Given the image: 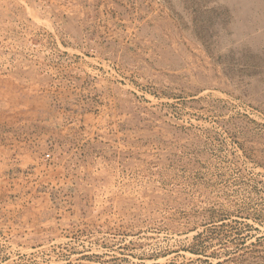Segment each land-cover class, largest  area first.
I'll use <instances>...</instances> for the list:
<instances>
[{"label": "rangeland", "instance_id": "obj_1", "mask_svg": "<svg viewBox=\"0 0 264 264\" xmlns=\"http://www.w3.org/2000/svg\"><path fill=\"white\" fill-rule=\"evenodd\" d=\"M235 231L264 236V0H0V264H216Z\"/></svg>", "mask_w": 264, "mask_h": 264}, {"label": "trees", "instance_id": "obj_2", "mask_svg": "<svg viewBox=\"0 0 264 264\" xmlns=\"http://www.w3.org/2000/svg\"><path fill=\"white\" fill-rule=\"evenodd\" d=\"M208 232V231H203V232H199L197 235L194 236L195 239H200L202 237H204V234ZM209 233H207V235L209 236L208 238H216L219 239L221 236H228L227 234L224 233V231H222V229L217 230L215 228H211L209 230ZM220 236V237H219ZM238 237L240 242H237L234 250H232L233 252H231L233 254L230 255L231 253H227L228 257L223 259V260H218L216 262V264H223L226 262H234L235 264H264V253H262L261 251H258L257 248L259 247V245L261 244V241L264 240V236L262 237H258L256 241H251L250 243H248V238L249 235H243L241 232L235 231L234 232V237ZM191 252L198 254V252H203L202 254H206L205 251H201L200 249H191ZM213 255H211L212 257L216 258V253L213 252L211 253Z\"/></svg>", "mask_w": 264, "mask_h": 264}]
</instances>
